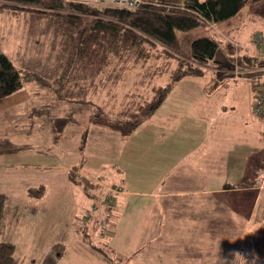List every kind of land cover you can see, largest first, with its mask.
<instances>
[{
    "label": "rangeland",
    "instance_id": "obj_1",
    "mask_svg": "<svg viewBox=\"0 0 264 264\" xmlns=\"http://www.w3.org/2000/svg\"><path fill=\"white\" fill-rule=\"evenodd\" d=\"M244 11L229 25L180 32L185 58L189 41L209 32L232 65L208 64L205 75L182 78L136 135L123 137L91 117L129 103L143 67L126 56L114 60L104 74L119 75L117 82L103 78L85 101H72L64 88L79 64L67 67L69 45L59 50L58 39L30 36L23 15L0 9V52L22 73L18 95L27 98L22 122L5 123L12 115L0 114V136L24 142L0 152V193L10 195L0 241L14 245L18 264H42L47 255L54 264L264 263V165L253 169L264 159V116L253 110L251 82L233 72L254 55L249 43L261 29ZM11 99L0 100V111ZM59 117H69L67 128L54 124ZM196 160L200 168L190 164ZM21 168L32 173V188L20 184ZM201 188L230 193L156 197ZM27 190L45 193L37 199Z\"/></svg>",
    "mask_w": 264,
    "mask_h": 264
},
{
    "label": "trees",
    "instance_id": "obj_2",
    "mask_svg": "<svg viewBox=\"0 0 264 264\" xmlns=\"http://www.w3.org/2000/svg\"><path fill=\"white\" fill-rule=\"evenodd\" d=\"M244 8L251 26H260L261 29L255 30L264 31V0H141L134 9L92 6L74 0H0V9L23 15L30 36H42L43 41L49 40L51 44L58 39L59 50L69 45L67 67L75 62L79 64L73 69L79 77L74 75L64 88V95H69L72 101H85L84 97L93 95L96 82L101 84L103 78L107 83L117 82L119 75L104 74L114 60L126 56L133 64L143 67V76L136 80L138 94L130 96L129 103L117 111H96L91 117L92 124L123 137L130 136L151 119L182 78L205 75L208 64L218 68L232 65L221 39L209 32L189 41L190 54L185 58L180 32L194 31L206 23L229 25ZM24 84L22 73L12 59L0 52V99L18 92ZM139 93L142 99H137ZM70 122L69 117H59L54 124L64 128ZM13 147L9 138H0V152ZM263 165L264 159L257 160L253 169ZM8 198L0 193V223L7 213ZM48 257L42 264H54L55 260ZM249 258L248 264H255ZM0 264H18L12 243L0 241Z\"/></svg>",
    "mask_w": 264,
    "mask_h": 264
},
{
    "label": "built area",
    "instance_id": "obj_3",
    "mask_svg": "<svg viewBox=\"0 0 264 264\" xmlns=\"http://www.w3.org/2000/svg\"><path fill=\"white\" fill-rule=\"evenodd\" d=\"M74 1L86 2L88 0ZM140 3L141 0H114L113 6L134 9ZM249 46L254 55H249L245 64L235 66L233 72L235 77L251 82L254 89V112L264 116V31H257L253 35Z\"/></svg>",
    "mask_w": 264,
    "mask_h": 264
},
{
    "label": "crops",
    "instance_id": "obj_4",
    "mask_svg": "<svg viewBox=\"0 0 264 264\" xmlns=\"http://www.w3.org/2000/svg\"><path fill=\"white\" fill-rule=\"evenodd\" d=\"M255 30V29H254ZM249 36V35H248ZM247 37H245L244 39H246ZM243 39V40H244ZM246 41V40H245ZM188 78H190V77H186V78H183V80H187ZM182 80V81H183ZM24 88H22L21 90H19L18 92H16V93H14V94H12V95H9L10 97H12V99L9 101V103H7L5 106H4V108H2L1 109V111H0V114L3 112V113H6V114H10V115H12V117H9V118H6L5 119V123H7V122H9V123H11L12 122V124L15 126L16 125V121H17V119H18V121L19 122H22V118H24V119H27V117H24L23 116V114H20V112L21 113H24V107H25V101L27 100V98L26 99H24L25 98V96H21V95H18V94H20V92H22V90H23ZM8 97V96H7ZM4 98V97H3ZM3 98H1V99H3ZM13 98H15V99H13ZM0 99V100H1ZM30 102V101H29ZM32 110V109H31ZM31 110H28V112H30ZM15 112H17V114H15ZM32 114V113H31ZM32 116V115H31ZM30 116V117H31ZM29 116H28V119L30 118ZM153 117V116H152ZM13 119V120H9V119ZM206 120V119H205ZM207 122V121H206ZM35 124L36 123H34V129H33V131H32V133L34 134V132H35V130H36V127H35ZM70 124V123H69ZM68 124V125H69ZM142 126H143V124H142ZM68 126H66V128H67ZM141 126H139L138 127V129L140 128ZM137 129V130H138ZM137 130H135L132 134H134V136L136 135V133H137ZM2 133H7V132H2ZM16 135V134H15ZM0 138H9L14 144H18V146H20V145H22V144H24V142H22V141H19V143H16V141H15V139H13L12 137L10 138L8 135L7 136H0ZM13 139V140H12ZM42 143H44L43 141H40L39 140V142L37 141V142H34V141H32L31 142V146L32 147H35L36 145H39V144H42ZM36 144V145H35ZM17 147V146H16ZM199 161L198 160H196L195 162H192V163H190L192 166H194V167H197V168H200V163H198ZM73 163V165L72 166H70V168L68 169L69 171H68V173H70V171H71V169H72V167H74V166H77V164H76V162L75 161H73L72 162ZM200 165V166H199ZM22 170H23V168H21ZM29 169V168H28ZM188 170V169H187ZM14 171V170H13ZM24 172H26V173H22V175L25 177V180H21V183L20 184H22V183H26L27 184V187L25 188V189H29L30 187H31V184H30V182H34V181H30L29 180V178H31V175L30 174H32L30 171H25V170H23ZM188 171H190V170H188ZM13 174H21L20 172H18V171H15V172H13ZM187 174V173H186ZM185 174V175H186ZM43 184H41V186H42ZM17 186V185H16ZM32 188V187H31ZM112 192H114V191H112ZM44 193L45 192H39V193H37L38 195H36V194H34V193H32V191H30L29 192V190H27V193H25L24 192V196H26L27 195V197H37V199H41L42 197H43V195H44ZM199 193H206V194H221V193H230V191H226V190H224V192L223 191H221V190H219V189H214V188H201V190H189V191H186V190H182V191H166V192H162V191H160V192H157V194H156V197L157 198H160V197H170V196H172V195H177V194H180V195H190V194H199ZM7 195V194H6ZM155 195V194H154ZM8 197H10V195H7Z\"/></svg>",
    "mask_w": 264,
    "mask_h": 264
}]
</instances>
